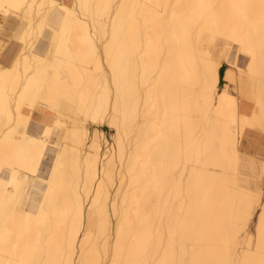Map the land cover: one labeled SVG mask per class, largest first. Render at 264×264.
Segmentation results:
<instances>
[{"label":"bare ground","instance_id":"6f19581e","mask_svg":"<svg viewBox=\"0 0 264 264\" xmlns=\"http://www.w3.org/2000/svg\"><path fill=\"white\" fill-rule=\"evenodd\" d=\"M67 2L0 0V16L22 22L12 64L0 62V250L7 253L0 262L264 264L258 219L255 239L248 231L251 218L240 226L245 210L253 199L259 204L260 195L238 172L239 158L246 153L240 139L247 129L260 133L264 118L262 0H71L85 7L65 17L61 8ZM108 22L103 60L116 88L112 100L96 42L98 27L107 32ZM43 24L52 41L46 54L32 47ZM220 37L225 61L230 57L225 45L231 42L248 59L245 71L236 59L231 66L260 82L257 91L252 85L257 103L220 86L223 63L214 87L210 84L208 57ZM92 58L94 70L74 60L88 63ZM96 75L105 80L100 96L93 91ZM63 107L72 113L83 108L86 117L75 116L71 122L60 115ZM36 110L43 113L41 120L33 119ZM107 114L117 147L109 145L105 155L101 139L106 134L98 125ZM238 115L248 118L249 125L240 126L237 155H231L224 143ZM32 120L42 129L51 126L50 120L58 121L59 141L51 143V135L42 140V131L30 129ZM96 136L98 143L93 142ZM82 137L90 140L85 148L61 143ZM36 155L40 168L30 174L26 164ZM117 156L121 168L111 205L120 219L110 245L108 186L111 178L114 182ZM11 166L18 187L2 176ZM30 177L47 186L30 191L31 204L23 205L20 197ZM83 194L104 215L95 240L85 223Z\"/></svg>","mask_w":264,"mask_h":264},{"label":"rangeland","instance_id":"374dc122","mask_svg":"<svg viewBox=\"0 0 264 264\" xmlns=\"http://www.w3.org/2000/svg\"><path fill=\"white\" fill-rule=\"evenodd\" d=\"M57 1L59 3L62 2V0H57ZM96 16L98 18H101V19H104V20H105V18L107 20H109L108 17H105V15H103L102 17L100 15L99 16L96 15ZM110 27H111V25H110L109 22L105 26V31L107 30V32H104L101 26L98 27V30H97V33H96V42H97V44L99 42V44H98V51L100 53L99 56H100V59L104 63V68H105V72L104 73L106 75L105 78L107 79V84L109 85V88H110V96H111V100H112V98L115 95L116 88H115V86H114V84L112 82V74L110 72L111 69H110L108 63L106 62V60H103V58H104V54H103V50H104L103 49V44L106 42L107 38H109V30H110ZM46 30L48 32V30H49L48 29V25L47 24H43L42 33L39 34L37 38H34L33 39V40H35V46L36 47H41V45L43 43H46L47 42V39H46V36H45L47 34ZM104 35H106V36L103 37ZM220 38L218 40L217 47L216 48H213V49H214V52H218L219 54H222L225 57V55H224L225 53L221 51L223 49L222 46H224L223 45V41H222V40H224V38L223 37L221 39ZM225 46H226V51L225 52H227L229 54V56L231 57V60L236 59V63L241 67V69L243 71H245V68H246L248 59L246 58V56H244V54L241 51H238L237 50V44L231 42L230 45H225ZM78 59H74V60L77 63H79L80 65H83V66H87L88 65L87 67H89V68H91V69L94 70L95 65H96V62H95V59L94 58H92L88 63L84 62L83 59H80V60H78ZM231 65L232 64H227L226 61L222 64L221 69L223 70L224 76L220 80V86H222V88L226 89L230 93L237 94L239 97H241L242 99H244L246 102H249L250 101L251 103H257L258 100H257V97H256V91H257L256 88H258V87L256 85L257 84L259 85L260 82L259 81H255V79H250L251 76L248 73H246V72L245 73L244 72H239L238 70H236V68H234ZM230 72H231V75H229ZM96 76L98 77V79H97V82L94 85L96 87L93 88V91H94L95 94H98L100 96L101 94L104 93V90H105V88H104L105 87V80H104V78H102L101 75H96ZM250 80L251 81L254 80V82L253 81L251 82ZM256 82H258V83L256 84ZM252 85L254 86V89L256 91L255 90L253 91ZM250 90H252L254 94ZM80 99L81 98H79V100ZM255 99H256V101H255ZM64 100L66 102L68 101V103H69V100L67 98L64 97L63 98V101ZM84 100H85V104L84 105H87V103L89 104L90 99H87L86 100V96H85ZM84 105H83V108H85ZM83 108L82 109L80 108V110H79V108L78 109L75 108L73 110V113H72V111H70V110H68V109H66V108L63 107L62 109H60V115L63 114L62 116H64L67 119L71 120V122L73 121V119H74L75 116L76 117H83L85 119L86 116L83 115L84 114L83 112L81 113V111L84 110ZM24 111H25V109H24ZM109 112H110V109H108L106 111V113H109ZM108 116H109V114H107V116L105 117L104 122H103L102 125H98V127L100 129H103L105 131V134H106V137L103 138V139H101V141H102L101 143H102V146H103V152H104V150L108 149L109 148V145H111V144L114 147H117V142H116L115 136H114L115 133H116V130H115V128H113L112 126H110V118H107ZM89 122L91 123L90 126L92 127V130H94V128H93L94 120H92L89 117ZM57 139L58 138L55 137V139H52L51 141H56ZM84 140H87V141H84ZM99 140H100V137L99 136H96L94 138L93 142L98 143ZM61 143H63L64 145L65 144H67V145L68 144L69 145H73L74 143L75 144L78 143L80 145L79 147L85 148L90 143V140H89V138L87 139L85 137H82L81 138V141L79 140L78 142H74V140H72L71 138H64V139H62ZM106 145H108V146H106ZM90 151L93 153L94 152V149L93 148H90ZM109 152L110 151L108 149L105 155H108ZM52 154L53 153L48 154V156H47V160H46L47 161V166H45L46 168L44 167V170L42 172L44 178H46L47 175H48L49 165L52 162V156H53ZM250 155L251 154L248 155V153H244V154H241V156L239 158V166H238L239 178H240L241 181L243 180V181L248 182V185H249V187L251 189H253L255 191L257 189V191L259 192V195H260V199H261V194H262V192H264V183H262V181L260 179V170L257 167L252 166L253 165V162L255 164H259L261 154H259V155H253V156H250ZM256 157H258V158H256ZM108 159H109V157H107L105 159V161H107ZM113 162H114V166L111 165L110 168L113 166V170L114 171H113L112 176L114 177V182H113V180L111 178L110 179V182H109V186H108L109 188L107 187L110 190L111 197H112L111 198L112 200H110L109 203H111L113 201V199H114V192H115L116 184H117V182L119 180V176H118V173L119 172H118V170H120V168H121L120 167L121 162H120V159H119L118 156H117V158H115L113 160ZM7 170L8 169H6L5 171H7ZM5 171L2 172V176H4V172ZM45 186H46L45 182H43L39 178L30 177V179L26 183V186H25V189H24L25 192L20 197L21 198V204H23V205H30L31 204V200L29 201L28 193L30 191H32L33 189L34 190H42V189L45 188ZM77 190H82V187L78 186V189ZM83 196H84L85 199H87L85 201V203H84V207H85V223H86V225L88 227L87 229L88 230H91V233H93V235L91 236L92 237V240H95L96 239V236H98V234H97L98 233L97 232V223L104 218V215H102L100 212L95 211L96 210V208H95L96 205L92 203L91 198H88V196H85L84 194H83ZM113 214H114V212L112 211L111 216L108 215V217L110 219V225L111 226H110V230L106 234L107 236L105 235L106 237H108L110 235L108 237L110 245H111V242L113 240V227L115 226V223L117 222V220L115 219L116 216L113 215ZM113 221H115V223ZM256 223H257V219L255 217H252L251 220L249 221V224H248V231L251 232L252 236H254L253 239H255V234H256V225H257ZM108 233H109V235H108ZM99 238L100 237L97 238V240H99L97 242H99L98 244H102L103 241H104V236L103 235L101 236V238L103 240L102 239H99ZM0 253H1L0 255L7 254L6 252H4L5 254L2 253L1 250H0ZM101 253L104 254L103 252H101ZM109 254H111V250H109ZM35 263H36V261H35Z\"/></svg>","mask_w":264,"mask_h":264},{"label":"snow or ice","instance_id":"6c2138e0","mask_svg":"<svg viewBox=\"0 0 264 264\" xmlns=\"http://www.w3.org/2000/svg\"><path fill=\"white\" fill-rule=\"evenodd\" d=\"M19 7L20 5H16ZM60 7V6H58ZM85 7L84 4L75 5L71 3V0H68V2L62 6L61 12L62 15L66 16H74L76 14L77 8H83ZM248 7H255V6H248ZM261 9V16H262V27H264V0H262V3L260 5ZM53 30H55V21L52 22L50 25ZM211 49V45H209ZM225 62V57L222 54H219L218 52H212L210 50V54L208 57V76H209V82L214 87L217 79V71L220 69V63ZM227 64H231V57L227 58L226 61ZM221 77L223 76V70H220ZM231 75V72L229 73ZM107 118H111L110 115ZM49 124L51 125L47 129H41L43 132L42 140H47L48 137L51 135L53 139H55L56 133L60 130L61 125L58 121L53 122V120L49 121ZM243 125L244 127H248L249 121L246 117H240L239 115L236 118L235 127L232 129V131L229 133L225 143H224V149L227 153L231 155H237V149L239 148V128ZM259 131L261 134V157L259 164H255L253 162L254 167H257L260 170V179L262 183H264V118H262L261 123L259 124ZM36 143V141H33ZM15 166H11L7 171L4 172L5 182L6 184H9L11 186L18 187V175L17 172L14 170ZM40 168V156L36 155L33 156L31 159L27 161L26 164V171L28 173H34L35 170ZM53 175H55V172H53ZM47 186V182H46ZM113 211V207L111 203H109L108 206V215L111 216V213ZM145 211H147V207L145 208ZM255 217L259 221V232L261 241L264 242V192L261 194V199L259 204L255 202L253 199V202L251 205L245 210L242 219L240 220V226L243 227V225L248 221V219ZM116 220L120 219L119 212H117V216L115 218ZM115 223V221H113ZM10 241H5V243H9ZM0 264H3V262H0ZM106 264V262H105ZM175 264V262H173Z\"/></svg>","mask_w":264,"mask_h":264},{"label":"crops","instance_id":"0c3cea01","mask_svg":"<svg viewBox=\"0 0 264 264\" xmlns=\"http://www.w3.org/2000/svg\"><path fill=\"white\" fill-rule=\"evenodd\" d=\"M21 22V21H20ZM22 23V22H21ZM21 23L17 24L13 20H5L2 16H0V62L4 65H11L14 55L18 49V37L19 31L21 30ZM47 39V44L43 43L41 47H36L35 43L33 46V50L37 48L36 52L41 54H46L52 47L51 41V33L47 32L45 35ZM36 47V48H35ZM41 49V51H40ZM4 50V51H3ZM36 114H34V120H41L43 118V113L41 111L36 110ZM33 121V120H32ZM33 123H35L33 121ZM31 125L30 129L38 134L41 132L43 128L40 123H35ZM33 125H36L33 127ZM39 125H41L40 128ZM59 131L56 133L58 139L56 141H51V143H56L59 141ZM53 139V138H52ZM240 148L242 151L252 154V155H259L261 153V134L254 129H247L243 136L240 139Z\"/></svg>","mask_w":264,"mask_h":264}]
</instances>
